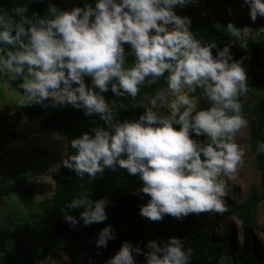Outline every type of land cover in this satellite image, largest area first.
Returning a JSON list of instances; mask_svg holds the SVG:
<instances>
[{
	"label": "clouds",
	"instance_id": "obj_1",
	"mask_svg": "<svg viewBox=\"0 0 264 264\" xmlns=\"http://www.w3.org/2000/svg\"><path fill=\"white\" fill-rule=\"evenodd\" d=\"M195 3L96 0L94 6L85 3L71 10L49 3L48 16L35 20L25 15L23 6L11 12L0 8V73L20 81L22 95L16 106L51 101L53 107L71 106L87 116L95 114L106 125L72 139L76 152L62 158L58 167L93 178L118 167L139 177L138 191L149 197L139 214L153 222L166 215L183 220L227 211L224 178L237 172L245 155L234 137L248 123L240 102L247 91V72L241 60L232 58L230 46L202 43L191 30V18L174 11ZM243 3L253 23L264 18V0ZM227 28L240 35L233 23ZM124 45L130 46L129 52ZM128 55L134 57L130 66ZM165 74L167 90L174 97L168 112L154 110L157 101L166 98L161 91L137 119H116L103 93L135 98L142 85L154 84ZM197 89L208 107L197 108L193 95ZM257 153H264V142L257 145ZM108 203L107 198L92 200L86 191L66 208L83 209L79 219L90 226L107 219ZM65 220L72 226L79 222L67 213ZM114 239V230L106 226L97 235L96 247L106 248ZM145 248L124 241L105 264H136L135 256L140 255L145 264H190L192 249H185L179 237L150 240Z\"/></svg>",
	"mask_w": 264,
	"mask_h": 264
},
{
	"label": "trees",
	"instance_id": "obj_2",
	"mask_svg": "<svg viewBox=\"0 0 264 264\" xmlns=\"http://www.w3.org/2000/svg\"><path fill=\"white\" fill-rule=\"evenodd\" d=\"M243 0H197L195 5L186 7L177 6L174 11L177 15L191 18V30L195 38L202 43L215 42L219 48L230 46L232 58L241 60L248 76L247 91L240 96L242 115L248 125V146L254 158L258 174V182L250 184L248 195L244 200H236L225 196L227 213L237 217L241 222L242 241L238 242L235 233L226 223L225 214L216 215L212 220V212L200 215H189L192 225L191 230L184 231L180 228V220L164 216L159 222H153L139 214V208L146 204L149 197L140 193L141 181L139 177L130 176L126 170L117 167L115 171L105 169L104 173L93 179L77 176L73 171L61 167L53 173L54 189L50 208L49 240L46 250L51 252L64 251L68 261L64 264H89L93 259L99 258L105 263L107 259L119 250L122 242L128 241L133 246L139 245L145 251V245L150 240L166 241L169 237H179L185 249L191 248L190 264H221L226 259L227 264H264V256H260L258 245L264 243L255 234L258 225L255 214L258 205L264 201V153H257V145L264 142V61L260 56L264 53V40L262 35L257 40L248 37L245 47L238 43L239 36H234L228 30L229 23L224 9H236ZM96 0H0V8L11 12L17 6L27 9L25 15L35 20L38 17L48 16L49 3L58 9L71 10L75 6L90 3L94 6ZM264 21L258 17L257 20ZM217 49H213L215 55ZM166 76L161 77L156 83L140 87L135 98L123 93L115 96L111 91L103 93L110 103V108L117 113L116 119L123 121L130 118L131 113L141 112L142 109L132 107L133 103L141 104L145 95L153 93L155 87L166 83ZM6 79L16 90L19 89V80ZM86 83L91 86L90 82ZM196 96L201 90L197 89ZM47 107L44 105H29L24 109L22 116L33 117L40 115ZM198 109L202 108L197 106ZM20 114L16 113L14 120H19ZM99 116H87L83 110L71 106H63L54 110L41 122V129H55L61 133L66 145V155L75 154L71 147V140L80 137L85 132H90ZM13 122H6L5 128L13 127ZM178 127V126H176ZM10 134L16 133L10 129ZM5 134V133H3ZM203 140V137H195ZM65 158V157H64ZM62 158H60V161ZM16 191L19 198L24 201L25 194L16 181ZM88 191L92 200L107 198V219L103 223H93L85 226L79 219L83 209L70 210L66 204L74 197ZM65 213L75 217L79 222L76 226L70 225L65 220ZM111 226L116 239L110 240L106 248L98 249L94 237L102 227ZM215 228H221L216 233ZM6 238L0 230V250L5 249ZM99 253V254H98ZM136 264H145L144 256H135Z\"/></svg>",
	"mask_w": 264,
	"mask_h": 264
},
{
	"label": "rangeland",
	"instance_id": "obj_3",
	"mask_svg": "<svg viewBox=\"0 0 264 264\" xmlns=\"http://www.w3.org/2000/svg\"><path fill=\"white\" fill-rule=\"evenodd\" d=\"M248 11V6L242 1L236 9L230 7L224 9L228 21L240 31L238 43L241 47H245L248 37L257 40L262 35L264 40V21L261 19L253 23L248 16ZM124 47L126 53L130 51V46L124 45ZM260 59L264 61V53ZM126 60L130 66L134 57L128 55ZM6 75L8 74L0 73V230L6 238L5 249L0 250V264H64L68 261L66 253L51 252L46 250V245L51 229L49 215H51L50 202L54 189L53 173L62 167L58 165L61 162L60 158L66 156V145L58 130H42L40 126L44 118L63 106L53 107L51 101H47V107L42 114L33 117L22 116L24 109L28 106H16V98L22 93L9 84ZM85 81L91 84L90 78L86 77ZM161 91L165 93L166 98L163 101H157L154 110L160 113L168 112V102L174 97L168 92L165 83L155 87L153 93L145 95L141 104H132V107H138L142 111L138 113L133 111L129 120L137 119L146 108H150L151 100ZM193 95L197 97V106L202 108L209 106L202 90L200 96ZM16 113L20 114L21 118L15 121ZM5 121H14L13 127L5 128ZM94 127H106V125L98 119ZM10 129L16 133V137L10 134ZM248 131V125H246L234 137L235 142L245 150L243 163L231 178H224L227 182L229 198L239 201L247 197L250 184L258 182L253 154L248 146ZM100 175L97 174L95 177ZM85 178L93 179L88 175H85ZM16 181L23 189L26 197L24 201L17 194ZM223 214H225L226 223L241 243L240 220L228 214L227 211ZM216 215L221 214L212 212L209 220ZM255 219L258 225L255 234L264 242V201L258 205ZM180 223V228L184 231L191 230L189 218L180 220ZM102 228L98 230L94 241ZM214 231L219 233L221 228H215ZM258 252L260 256H264V243L258 245ZM91 264L105 263L96 258L91 261ZM221 264H227L226 259H223Z\"/></svg>",
	"mask_w": 264,
	"mask_h": 264
}]
</instances>
